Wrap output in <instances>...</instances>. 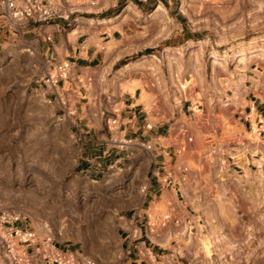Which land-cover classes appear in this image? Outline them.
<instances>
[{
  "label": "rangeland",
  "instance_id": "rangeland-1",
  "mask_svg": "<svg viewBox=\"0 0 264 264\" xmlns=\"http://www.w3.org/2000/svg\"><path fill=\"white\" fill-rule=\"evenodd\" d=\"M175 1L186 26L204 41L198 48L208 50L201 60L202 73H176L185 86L181 91L171 83L181 94L179 101L206 105L210 100L201 87L202 81L211 86L215 80V66L209 67L214 54L244 55L237 72L244 75L247 60L248 67L252 63L259 71L246 77L241 93H258L264 82V19L250 18L253 11L247 3L252 0ZM252 50L257 56L250 59ZM189 60L185 56L181 62ZM31 62L7 60L0 67V216H17V225L41 236L49 233L57 245L98 264H121L128 244L142 242L154 248L161 264H264V164L259 163L261 154H253L264 142L255 134L242 135L238 118L200 112L196 118L188 115L172 122L176 140L181 129L189 128L178 164L188 169L184 178L191 195L185 187L178 188V196L172 191L150 209L143 192L152 163L149 154L129 151L131 143L112 138L118 150L129 148V157L120 169L107 167L101 176L90 178L80 168L79 129L60 118L57 104L38 93L37 76L42 74ZM218 76L220 90L232 89ZM152 91L157 104L158 92ZM247 172L258 179L252 188L247 187ZM168 239L170 246L164 247ZM145 254L150 259L149 252ZM0 257V264H7L1 244Z\"/></svg>",
  "mask_w": 264,
  "mask_h": 264
},
{
  "label": "crops",
  "instance_id": "crops-1",
  "mask_svg": "<svg viewBox=\"0 0 264 264\" xmlns=\"http://www.w3.org/2000/svg\"><path fill=\"white\" fill-rule=\"evenodd\" d=\"M247 6L253 11L251 19H264V0L248 1ZM199 42L204 41L186 26L175 0H102L97 6L76 3L64 5L63 16L47 23L27 21L11 26L0 18V67L7 60L20 58L40 66L42 75L36 81L40 88L36 90L48 103L57 104L63 114L60 118L74 122L79 129L83 143L80 168L90 178L101 176L107 167L120 169L129 151L149 154L152 163L144 196L151 209L153 202L178 188L185 187L186 195H191L184 178L188 169L178 164L189 128L183 127L176 140L175 120L188 115L196 118L200 112L209 117L232 115L239 119L242 135L255 134L264 142V82L259 84L258 93H241L243 86L247 87L246 77L258 70L252 63L248 67L247 60L241 81V72L236 69L241 54L235 58L218 54L212 71L214 82L209 86L202 81L204 96H211L206 105L187 100L177 103L181 94L171 84L166 58L172 56L174 73H202L201 60L208 50L198 48ZM185 56L190 57L188 64L181 62ZM63 62L71 64L67 78L57 71ZM218 74L234 90H220ZM151 83L155 85L151 87ZM153 88L158 92L157 104ZM110 118H117L118 130L109 127ZM115 137L131 140V149L118 150L111 143ZM169 175L175 179L170 187L162 183ZM30 249L35 255V248ZM127 249L121 264H161L146 242L130 243ZM34 264L48 263L35 255Z\"/></svg>",
  "mask_w": 264,
  "mask_h": 264
},
{
  "label": "built area",
  "instance_id": "built-area-1",
  "mask_svg": "<svg viewBox=\"0 0 264 264\" xmlns=\"http://www.w3.org/2000/svg\"><path fill=\"white\" fill-rule=\"evenodd\" d=\"M102 0H0V18L11 26L27 21L47 23L63 16L64 5L84 3L97 6ZM71 64L57 65L60 77L67 78ZM57 83V80H52ZM110 128L118 130L117 118L108 120ZM131 143V140H123ZM123 146V145H122ZM166 186H172V175L164 178ZM145 192V191H143ZM19 218L13 215L0 216V244L6 258L12 264H34V256L41 255L48 264H98L95 260L79 255L69 248H59L49 233L41 236L37 231L17 225ZM30 248H35L34 255Z\"/></svg>",
  "mask_w": 264,
  "mask_h": 264
},
{
  "label": "bare ground",
  "instance_id": "bare-ground-1",
  "mask_svg": "<svg viewBox=\"0 0 264 264\" xmlns=\"http://www.w3.org/2000/svg\"><path fill=\"white\" fill-rule=\"evenodd\" d=\"M256 52H257V50H252V51H250L249 53H250V55H249V57L248 58H254V57H256L257 56V54H256ZM262 55H264V54H262ZM246 57L243 55V56H239L238 58H237V67H241V65H243V63H244V61L246 60L245 59ZM167 67H168V69H169V73H170V75H169V78H170V81H171V83H173V84H176L177 86L176 87H178V89L179 90H181V91H183L184 89H185V86H184V84L183 83H180L179 82V78H178V75H176V73H174L173 72V70H172V68H173V60H172V56H168L167 58ZM218 60H219V56H218V54H214V58L212 59V66L214 67V66H216V64H218ZM174 64H175V62H174ZM175 66V65H174ZM154 69V68H153ZM174 69V68H173ZM180 70V69H179ZM152 72L153 73H156L157 71H155V70H152ZM239 72V71H238ZM178 74V73H177ZM240 76H244V75H240ZM244 78V77H243ZM243 80V79H242ZM174 86V85H173ZM177 89V90H178ZM180 93V92H179ZM178 99V98H177ZM179 100H177V103L179 104ZM264 146V145H263ZM253 154H254V156H256L257 154H261V160L259 161V163H260V165H263L264 164V147H263V149L261 150V149H259V148H255V149H253ZM239 155H241V154H239ZM239 155H238V157H239ZM260 165L258 166V167H260ZM262 170V169H261ZM263 174H264V172H263ZM261 176V175H260ZM259 177V176H258ZM245 178V177H244ZM262 178V177H261ZM256 179L257 178H254V176L252 175V174H250L249 172H247V175H246V180H247V187H251V184L252 183H254L255 181H256ZM260 179V178H259ZM258 180V179H257ZM260 181H261V179H260ZM257 182V181H256ZM262 182V181H261ZM252 188V187H251ZM246 193H248V192H246ZM251 193V192H250ZM253 194V193H252ZM253 198V197H252ZM253 200V199H252ZM259 201V200H258ZM257 201V202H258ZM258 205V204H257ZM258 207V206H257ZM263 215V214H262ZM262 215H259V217L258 218H262L263 216ZM260 221V220H259ZM187 238V237H186ZM185 238V239H186ZM184 239V240H185ZM188 239H189V237H188ZM183 241V240H182ZM183 243H184V246H185V248H189V241L186 239L185 241H183ZM161 244V243H160ZM164 247H167V246H170V240L168 239L166 242H164Z\"/></svg>",
  "mask_w": 264,
  "mask_h": 264
}]
</instances>
